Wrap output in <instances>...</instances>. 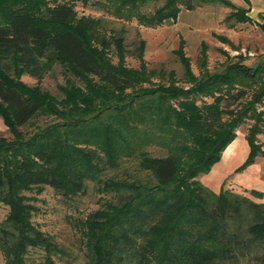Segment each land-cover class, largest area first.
<instances>
[{"label":"trees","instance_id":"16d2710c","mask_svg":"<svg viewBox=\"0 0 264 264\" xmlns=\"http://www.w3.org/2000/svg\"><path fill=\"white\" fill-rule=\"evenodd\" d=\"M85 1L0 0V119L9 134L0 137L5 264H30L37 251L41 264L69 255L33 223L38 210L29 194L50 188L73 201L90 181L101 203L71 221L82 264H264V194L213 193L195 181L246 120L248 154L236 170L254 162V138L264 133L259 67L238 61L209 73L201 47L197 77L180 44L177 79L148 70L142 40L127 51L122 31L125 22L155 28L182 9L214 3L232 10L227 20L246 22L248 9L227 0H94L106 17H77L73 4ZM259 28L264 33V18ZM128 56L138 67L125 64ZM54 67L66 81L60 101L15 79L23 73L39 82ZM51 104L61 105L58 115ZM41 114L60 124L28 131Z\"/></svg>","mask_w":264,"mask_h":264},{"label":"rangeland","instance_id":"374dc122","mask_svg":"<svg viewBox=\"0 0 264 264\" xmlns=\"http://www.w3.org/2000/svg\"><path fill=\"white\" fill-rule=\"evenodd\" d=\"M227 1L238 8L264 9V0ZM149 9L151 10V7ZM73 10L77 17L92 19L106 17L105 9L95 5L94 0L76 2L73 4ZM230 11L232 10L226 6L214 3L192 11L182 9L174 22L169 21L155 28H145L134 21L125 22L122 25L125 37L124 47L127 51L132 52L137 42L142 40L144 50L142 60L146 68L162 71L165 74L171 71L177 79L182 78L181 64L178 63L174 55L178 46L181 44L194 76L198 74L199 53L203 47L205 49L203 62L209 73L220 70L227 63L240 61L242 65L252 69L259 67L257 74L260 75L259 79L264 82V33L259 28L264 14L247 12L246 16L249 17V20L235 22L225 18ZM39 16L41 15L39 14ZM121 23L123 22L115 23V25L118 26ZM125 64L133 68L139 65L137 60L129 56L125 58ZM15 79L28 88L37 85L41 92L53 96L56 101L64 98L62 88L66 81L58 67H54L51 72L45 74L39 82L23 73L18 74ZM151 80V83H156L159 79L151 77ZM177 85L187 86L182 83ZM203 101L209 103L210 99L203 98ZM51 108L57 112V115L62 109L60 104H51ZM256 112L264 114V103L256 107ZM54 123L60 124L58 116L41 114L31 122V126L27 130H32L33 126L42 127ZM251 124L252 122L249 120L244 121L236 129L234 139L221 152L218 161L212 164L206 173H201L195 178V181L203 188L213 193H217L221 189L230 190L232 193L246 195V197L251 190L264 194V133H258L254 138V144L257 147V156L254 158V162L246 168L236 170L245 162L248 154L245 134ZM6 128L0 119V137L9 138ZM22 130L24 131V129ZM85 186L84 195L73 201L63 200L50 188H43L38 194H29L35 197V202L33 201L32 204L38 210L33 213V223L37 224L42 231L54 234L70 252L69 255L62 258L54 257V264H82L85 260L83 252L80 251L76 243V230L71 221L97 209L102 196L96 192L91 181ZM6 213V208L0 205V220L5 218ZM40 255L41 252L37 251L34 261L30 264H41ZM0 264H5L1 251Z\"/></svg>","mask_w":264,"mask_h":264},{"label":"crops","instance_id":"0c3cea01","mask_svg":"<svg viewBox=\"0 0 264 264\" xmlns=\"http://www.w3.org/2000/svg\"><path fill=\"white\" fill-rule=\"evenodd\" d=\"M249 1V0H248ZM242 7V6H241ZM248 12L250 13V14H253V12L254 13H263L264 14V9L263 8H252V7H249V10H248Z\"/></svg>","mask_w":264,"mask_h":264}]
</instances>
